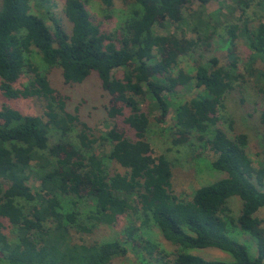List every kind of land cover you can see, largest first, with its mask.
Returning <instances> with one entry per match:
<instances>
[{"label": "trees", "instance_id": "16d2710c", "mask_svg": "<svg viewBox=\"0 0 264 264\" xmlns=\"http://www.w3.org/2000/svg\"><path fill=\"white\" fill-rule=\"evenodd\" d=\"M30 1L1 0L0 6L1 94L8 99H43L45 117L0 108V180L7 184L0 186V264H110L126 255L130 243L154 262L166 256L157 243L138 237L134 224L125 227L122 239L73 241L65 220L72 221L75 212L71 216L61 210V196L67 195L91 200L88 217L98 223L113 224L119 215L140 210L176 247L171 264H264V218L257 214L264 207V106L259 113L257 165L248 154V134L229 135L216 125L218 109L235 83H247L254 76L264 85V16L253 28L246 18L239 25L225 24L229 63L222 65L216 55H208L206 62L195 60L191 75L183 69L174 72L179 58L196 49H212L216 24L196 20L190 27L193 38L161 34L156 27L183 24L186 11L191 16L192 3L204 6L211 0H131L138 8L113 32L91 21L82 0H63L69 32L52 17V28L48 27L43 14L31 12ZM100 1L107 8L114 3ZM232 1L242 13L249 6L247 0ZM257 3L264 8V0ZM238 38L249 50L244 73L236 65ZM33 49L49 67L60 68L64 84H80L93 74L99 79L108 95L107 115L115 120L100 135L102 144L109 146L105 156L93 148L99 136L66 110L68 97L31 62ZM119 70L121 76H115ZM23 77L27 82L15 86ZM191 87L201 91L174 106L172 142L185 143L195 136L213 153L211 167L225 176L197 187L191 199L181 200L171 191L170 162L162 154L155 155L145 139L149 116L143 103L147 101L151 111L158 110V119L164 122L170 96ZM74 124L81 126L78 147L66 140ZM126 126L134 138L128 136ZM210 126L215 127L210 130ZM50 128L59 130L60 138L49 145ZM104 159L114 161L122 171L109 172ZM32 177L39 182L35 190L28 183ZM233 197L239 198L237 209ZM3 220L15 226V241L3 232ZM237 229L255 238V256L232 237ZM82 230L88 233L91 228ZM208 247L232 259H207L188 252Z\"/></svg>", "mask_w": 264, "mask_h": 264}, {"label": "rangeland", "instance_id": "374dc122", "mask_svg": "<svg viewBox=\"0 0 264 264\" xmlns=\"http://www.w3.org/2000/svg\"><path fill=\"white\" fill-rule=\"evenodd\" d=\"M89 13L90 19L93 23L98 24L101 30L105 32H113L120 28L124 21L132 16V11L138 6L131 0L122 1L114 0L111 8H107L100 0H82ZM249 6L244 7V13L240 12L239 8H235V2L232 0H211L204 6H199L192 3L188 11H186L187 20L180 25H169L163 28H157L156 31L161 34L169 32L178 35L185 34L187 37H195L191 31L192 23L196 20H207L210 24H216L215 40L213 41V48L208 51L196 49L186 55H181L178 66L174 69H183L189 74L195 73V60L201 59L202 62L207 61V56L213 54L219 58L220 64L229 63L227 46L224 42L226 37L225 24L236 23L241 24V21L246 18L250 28L257 24L258 20L263 19L264 11L263 4H258V0H247ZM31 12L37 15H44L43 19L46 25L52 28L51 17L62 23V26L67 32L70 31V23L63 13V0H31ZM1 6V0H0ZM234 7V8H233ZM47 12V14H46ZM235 56L236 65L240 73H244L246 57L249 50L243 40L238 38L235 41ZM201 55V56H200ZM31 62H33L41 71L47 73L51 85L55 87L58 92L66 95L67 103L66 110L71 114H77L79 120L85 122L99 139L93 143L94 151L99 156H105L108 147L106 143L102 144L100 135H105L106 132L113 127L114 119L107 115L106 105L108 104V95L101 88L100 81L95 74L90 76L80 84L68 85L64 84L60 68L54 66L49 67L45 64L39 53L32 50L29 55ZM260 62H256L255 66H260ZM115 76H121V71H117ZM248 78V76H245ZM27 77H23L18 83L17 87H21L27 82ZM248 82L235 83L233 88L227 93L223 100V106L218 109L219 121L217 126L227 131L229 135L238 132H245L249 137L248 154L252 159L254 165H257V131L260 128L259 113L264 106V85L257 83L255 77H249ZM256 82V84H255ZM241 86V87H240ZM201 89L191 87L189 90L181 89L177 97L170 96L171 107L166 121L162 122L159 118V111L153 109L148 102L143 103V109L149 116V126L145 133V139L150 143L155 155H164L171 164V191L181 200H189L192 198L195 189L199 186L213 182L225 176V173L213 169L210 162L214 159L213 153L201 146L195 136H192L187 142L174 144L172 138L174 136L170 127L172 118L174 116V106L190 99L197 95ZM3 106L12 107L19 110L22 114L43 116V99L36 96L27 98L8 99L5 98L0 91V108ZM45 118V117H44ZM121 122V119H118ZM232 122V124H231ZM230 124L232 127H230ZM215 126H210L212 130ZM81 126L74 124L67 132L66 140L70 141L74 146H79L77 132ZM129 137L134 138L133 131L126 126ZM60 138V131L56 128H50L48 134V144H52ZM48 153L47 150L43 151ZM107 170L111 173L122 171V168L114 161L104 159ZM29 185L35 190L39 182L35 177L30 178ZM6 183L0 180V186L6 187ZM232 199L231 203L234 208L239 206V198ZM21 204H26L20 201ZM62 212L74 214L73 220H65L68 225L70 236L73 241H92V240H112L122 239L125 227L130 224L138 226L137 236L155 242L165 252L166 256L160 258L158 262H154L152 258H148L144 251H138L137 248L128 244L129 250L125 256L114 258L110 264H171L172 259L176 253V247L168 243L161 235L158 227L154 224L150 217L143 215L140 210L128 211L119 215L113 224L98 223L90 219L88 215L93 208L91 200L88 198H78L73 195L61 196ZM258 216L264 218V207L258 210ZM3 222V232L7 234L9 241H15L16 228L5 220ZM94 224V225H93ZM91 228L90 232H84L82 227ZM237 241L242 242L248 247L249 254L255 256L257 252V243L253 236L249 233L236 230L232 235ZM138 245V244H137ZM188 252L200 255L207 259H219L229 261L232 257L217 248L208 247L201 249H190Z\"/></svg>", "mask_w": 264, "mask_h": 264}]
</instances>
